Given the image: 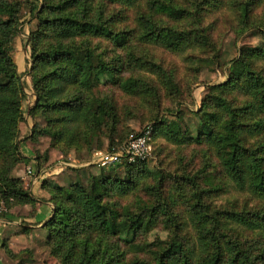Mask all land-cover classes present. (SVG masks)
<instances>
[{
	"label": "trees",
	"instance_id": "16d2710c",
	"mask_svg": "<svg viewBox=\"0 0 264 264\" xmlns=\"http://www.w3.org/2000/svg\"><path fill=\"white\" fill-rule=\"evenodd\" d=\"M28 1L0 0V152L19 149L15 139L22 118L21 99L27 97V82L20 81L22 73L11 52L14 36L24 31L21 26L27 20L20 21L19 16L22 5L28 2L30 17L39 24L29 36L32 88L37 95L31 112L41 110L47 120L39 133L51 136L60 150L78 152H92L93 139L105 134L109 148L100 147L96 151H119L142 131L123 135L122 110L116 92L133 98L144 97L158 110L153 124L145 127L152 129L153 147L158 137L180 148L203 141L216 153L223 180L218 185L199 183L206 171V161L197 175H181L174 186L167 185L163 176L152 185L146 184L151 176L146 163L125 160L124 177H109L86 188L81 184L53 188L50 201L54 209L46 226L50 229L51 252L60 264H122L113 245H102V236H120L131 242L153 219L169 223L173 228L166 245L157 253L155 264H264V72L263 67L253 66L252 59L264 61V45L240 56L241 67L232 64L227 81L208 86L203 107L194 113L197 123L187 125L184 131L181 125L171 128L164 117V110L179 114L183 103L176 71L169 73L150 58L133 57L132 63L151 73L156 84L123 77L124 66L108 61L96 40L108 39L124 46L132 37L142 44L172 52L189 48H201L203 53L212 51L214 37L207 28L187 21V27L167 26L154 17L162 14L168 19L189 20L188 9L166 0H103L108 8L145 4L146 11L139 14L137 11L131 30L116 32L102 19L103 7L98 8V17L92 14L89 0ZM260 2L243 3L239 18L244 29L264 26L257 23ZM201 38L207 42L201 43ZM193 57V53L188 55L189 59ZM104 81L115 88L100 95L94 89ZM166 97L175 109L164 105ZM192 126L197 132L195 137L191 134ZM142 184L151 203L138 208L123 205L121 198L136 195ZM188 184L197 190L189 208L193 231H184L187 219L179 207V201L188 193ZM229 187L248 194L255 204L242 208L231 204L227 208L211 207L203 201L210 194L217 196L228 191ZM204 190L208 191L206 195ZM0 192L8 203L33 201L20 179L11 177L8 169H0ZM245 233L252 234L250 244L242 239ZM129 264L150 263L137 258Z\"/></svg>",
	"mask_w": 264,
	"mask_h": 264
},
{
	"label": "rangeland",
	"instance_id": "374dc122",
	"mask_svg": "<svg viewBox=\"0 0 264 264\" xmlns=\"http://www.w3.org/2000/svg\"><path fill=\"white\" fill-rule=\"evenodd\" d=\"M38 1L39 3L44 2V0ZM89 1L92 14L95 17L99 15L98 8L103 7L102 19L106 20L107 25L116 32L131 30L135 26L134 17L137 11L138 14L146 11L144 2L138 7L116 5L108 8L103 0ZM166 1H173L188 9L191 12L190 19L173 20L162 14H154L155 19L160 24L167 26L187 27L186 23L191 22L192 25H197L202 29L207 28L214 37L212 38L214 42L212 51L203 53L201 48H189L185 51L172 52L153 44H142L141 41L132 37L124 46H119L108 39L96 40V43H99L100 51H103L104 57L108 61H114L124 66L123 77L141 78L150 84H153L151 81L156 82L151 73L132 63L133 57L141 60L150 58L161 63L169 73H174L175 70L177 73L175 78L180 81L179 84L182 88L183 103L179 107V114L178 112L172 114L164 110V117L171 128L181 125V129L185 131L187 125L191 126L197 123L194 113L203 107V101L209 92L208 86L227 81L229 67L232 64L241 67V63L238 61L240 56L249 55L253 50L264 45V26L243 28L239 13L241 14L243 3L247 0ZM28 2H24L22 5L19 16L20 21L27 20L21 26L24 31L23 33L18 32L14 36L11 52L19 73H22L20 81L27 82L25 88L27 97L21 99L22 118L18 123L19 131L15 139L19 149L17 152H0V169H8L11 177L19 178L23 187L32 195L33 201L22 204L13 200L8 203L0 192V253L9 264H60L59 259L51 252L50 229L46 226L52 213L43 225H37L36 214L39 208L37 202H40L38 198L44 202L50 201L51 190L55 187L81 184L86 188L92 182H99L109 177L113 178L116 175L124 177L126 169L122 164L109 168L87 164L91 159V153L96 149L109 148L110 141L105 134L100 139H93L92 152L87 150L78 152L74 149L60 150L55 147L51 136L39 133L40 129L46 127L47 120L41 110L31 112L33 105L37 102V95L32 88L31 67L33 61L29 44L30 33L36 31L39 24L36 18L30 17ZM257 13L259 18L257 23L264 25V0H261ZM146 14L149 15L151 12ZM89 39L93 40V38ZM200 40L201 43L207 42L205 38ZM192 53L194 57L189 59L191 56L188 58V55H192ZM252 59L253 66L263 67L264 72V61L257 58ZM23 73L25 74L23 75ZM113 88H115L114 85L104 81L94 90L101 95L105 92L111 93ZM116 94L119 98V107L122 110L121 122L123 126L121 130L123 135L141 132L146 126L153 124L158 110L154 105L148 103L149 99L133 98L120 92H116ZM85 95L90 96V93L85 92ZM164 105L171 109L176 107L167 97L164 100ZM191 134L195 137L197 134L195 128L192 129ZM206 161L208 164L205 167ZM62 162L69 165L64 167L61 165ZM143 162L146 163L145 168L151 175L146 179V184L152 185L163 176L167 185L174 186L175 180H178L181 175H197L198 170L204 167L206 171L199 178L201 185H218L223 181L220 177L216 153L209 150L203 141L192 142V144L180 148L168 143L162 137H158L155 140L151 156ZM29 169H31V173ZM192 189L188 184V193L185 194L183 200L179 201L180 212L187 219L183 226L184 231L194 230L189 208L195 201L193 193L197 190ZM204 192V195L208 193L205 190ZM181 193L184 194V192ZM174 195L178 196L179 193L174 190ZM148 197L142 184L136 195L132 194L121 199H123V205L138 208L151 203ZM203 201L211 207L227 208L231 204H235L238 206L237 208L255 204L248 194L233 190L231 187L228 191L220 192L217 196L210 194L203 198ZM51 203L53 212L54 204ZM172 229L171 224L153 219L146 228H142L136 233L131 242L124 241V238L120 236L106 235L102 236V245L104 246L105 243L113 245L122 264H129L137 258L155 264V257L161 251V247L166 245ZM244 236L243 241L250 244L252 234L245 233ZM248 243H246L247 247ZM252 250L255 249L252 248Z\"/></svg>",
	"mask_w": 264,
	"mask_h": 264
},
{
	"label": "built area",
	"instance_id": "2783aa9c",
	"mask_svg": "<svg viewBox=\"0 0 264 264\" xmlns=\"http://www.w3.org/2000/svg\"><path fill=\"white\" fill-rule=\"evenodd\" d=\"M153 151V132L151 127L145 128L140 134L131 137L119 151L98 150L99 154L91 157L92 163L100 167H110L128 162L146 161ZM31 173V169H29Z\"/></svg>",
	"mask_w": 264,
	"mask_h": 264
},
{
	"label": "crops",
	"instance_id": "0c3cea01",
	"mask_svg": "<svg viewBox=\"0 0 264 264\" xmlns=\"http://www.w3.org/2000/svg\"><path fill=\"white\" fill-rule=\"evenodd\" d=\"M24 74L25 73H23V75ZM95 152H94V154H95ZM99 153L100 152H97L96 154H99ZM87 164L97 165V164L92 163V160L91 159H90V161ZM61 165H64V167H67L69 164H67L66 162H62ZM97 166L100 167L99 165H97ZM34 198L37 199L38 197H34ZM38 201H40V202H37V205H39V208H38V211H37V214H36V221H38V224L37 225L38 226H41L51 216V213H52V203L50 201H45V202L44 201H41V200H39V198H38ZM0 264H9L4 259V257L1 255V253H0Z\"/></svg>",
	"mask_w": 264,
	"mask_h": 264
}]
</instances>
